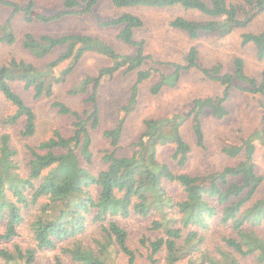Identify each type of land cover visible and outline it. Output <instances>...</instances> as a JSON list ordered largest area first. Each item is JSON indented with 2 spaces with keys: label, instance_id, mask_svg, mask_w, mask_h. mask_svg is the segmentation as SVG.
Here are the masks:
<instances>
[{
  "label": "trees",
  "instance_id": "trees-1",
  "mask_svg": "<svg viewBox=\"0 0 264 264\" xmlns=\"http://www.w3.org/2000/svg\"><path fill=\"white\" fill-rule=\"evenodd\" d=\"M0 0V8L11 16L0 22V43H18L14 20L21 17L27 24L52 25L66 17L93 15L100 0H58L62 10L54 15L39 12L36 0ZM121 9H165L181 7L197 11L218 20L195 21L177 17L171 26L196 39L202 33L216 34L229 28L244 29L254 15L264 12V0H247L255 5L254 13L239 17V10L225 0H110ZM103 27L119 30L117 38L128 46L139 48L136 55H123L96 38L80 34L23 35L21 47L35 59L44 60L56 54L54 60L36 64L24 58L12 57L0 64V128L18 127L19 139H30L38 130L34 108L21 92L32 93L36 100L53 98L58 85L65 82L73 68L95 44L112 65L96 76H86L70 95L88 92L91 110L80 114L67 104L55 100L52 107L71 120V130H57L35 147L26 146L24 163L18 159L8 133L0 136V261L3 264H137L146 250L149 264H242L254 260L264 264V176L253 163L251 152L236 166H229L209 179L175 172L157 155L161 144L159 121H146L145 132L133 144L131 155L120 154L123 125L106 130L104 137L110 148L95 152L93 131L100 126L99 88L105 79L125 69L137 71V85L149 79L152 70H141L151 58L144 55L143 44L135 40V30L144 27L141 17L121 13L117 18L99 22ZM254 43L258 57H264V40L255 34H243L242 45ZM185 66L173 64L177 78L183 70L197 68L206 78L220 82L225 92L219 98L197 99L191 114L199 121L209 109L214 117L227 116L224 103L230 98L234 80L245 81L254 90L264 93V73L261 83L248 77L241 58L234 60L235 75H221V66L202 69L196 49L185 57ZM64 62H71L59 75L54 71ZM165 81L157 83V94ZM21 89V91H20ZM90 89V90H89ZM199 123V122H198ZM197 126V125H196ZM200 128L199 124L197 126ZM201 139V130L198 129ZM176 150L172 159L180 166L188 160L189 149L182 137L174 135ZM167 142L163 143L166 144ZM99 159V168L96 160ZM239 179V182H230ZM168 185L180 188L179 200ZM263 192V194L261 193ZM33 211V214L29 213ZM144 219L147 226L133 232L125 221ZM215 222L224 232L219 241L207 246L205 231ZM27 227L33 243L22 244L23 228ZM96 227L94 233L89 228ZM56 251V252H55ZM48 255H52V260Z\"/></svg>",
  "mask_w": 264,
  "mask_h": 264
},
{
  "label": "rangeland",
  "instance_id": "rangeland-1",
  "mask_svg": "<svg viewBox=\"0 0 264 264\" xmlns=\"http://www.w3.org/2000/svg\"><path fill=\"white\" fill-rule=\"evenodd\" d=\"M228 5H234L239 10V17H246L256 11L254 3L247 0H225ZM18 2H20L18 0ZM24 6L23 2H20ZM39 12L54 15L62 10L58 0H36ZM130 12L142 18L144 27L135 30V40L143 44L144 55L151 58L141 67V70H152V76L140 85H137V71L128 73L122 69L111 79H105L98 94L100 106V126L93 131L95 152L110 148V143L104 137L106 130L115 129L119 122L123 125L120 154L131 155L137 142L144 134L146 121H159L158 133H161L157 155L160 161L170 165L178 173H188L193 176L209 179L212 175L221 172L229 166H236L246 159L249 151L253 155V163L264 176V93L251 92L254 90L245 81L234 80L230 98L224 103L227 116L222 119L214 117L212 111L205 110L199 121L195 114H191L193 102L197 99L219 98L225 92V86L220 82L206 78L201 70L194 68L183 70L177 78V69L173 64L185 66L189 62L185 59L191 49L198 52V63L202 69L212 70L221 66V75H235L234 60L241 58L245 64L248 77L258 83L262 81L264 73V57H258L257 46L254 43L242 45L243 34H255L264 40V12L254 15L253 21L244 29H220L216 34L202 33L192 39L186 33L171 26L177 17H184L195 21L218 20L224 18H209L197 11L184 10L181 7L165 9H121L115 8L110 0H100L93 15L66 17L52 25L27 24L21 17L14 20L18 43L12 46L0 43V64L10 58H24L36 64H45L55 59L56 54L38 60L22 50L21 39L30 32L36 36L40 34H80L96 38L102 44L110 45L123 55H136L139 48L128 46L117 38L119 30L103 27L100 21L106 22L117 18L121 13ZM252 12V13H251ZM11 16V11L0 8V22ZM103 45L95 44L85 54L81 61L73 68L62 84L55 89L53 98L36 100L32 93L21 94L34 108L38 117V130L30 139L17 137L18 127L0 128V136L8 133L12 137L14 147L19 150L18 159L21 164L27 155L26 146L35 147L42 141L50 138L57 130L68 134L71 130V120L61 116L52 107V102L59 100L73 110L83 114L91 110L88 102V92L79 95H70V91L78 89L86 76H96L106 66H111V59L103 52ZM71 62H64L55 68V75H59L70 66ZM161 80L165 86L157 94L152 92L153 87ZM90 90V89H89ZM21 91V89H20ZM0 112V120L5 114V107ZM199 122V123H198ZM200 126L198 128L197 126ZM197 125V126H196ZM201 130V139L198 136ZM179 135L188 146L189 154L186 164L180 167L172 155L176 150L173 136ZM167 142L166 144H163ZM99 168V159L96 160ZM239 182L231 179L230 182ZM168 190L179 200L182 198L180 188L168 185ZM263 194V192H261ZM33 214V211L29 213ZM144 219H130L125 221L133 232H140L147 226ZM96 227L89 228L94 233ZM24 237L19 242L24 245L33 243L27 227L23 228ZM264 234V226L259 228ZM224 229L215 222L205 231L207 246L219 241ZM56 252V251H55ZM137 264H149L146 250L142 251ZM52 260V255H48ZM115 264H125L121 260ZM0 264H3L0 261ZM160 264H165L163 261ZM242 264H256L254 260H244Z\"/></svg>",
  "mask_w": 264,
  "mask_h": 264
}]
</instances>
